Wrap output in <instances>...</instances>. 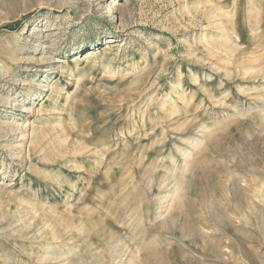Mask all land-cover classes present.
Listing matches in <instances>:
<instances>
[{
	"label": "rangeland",
	"instance_id": "374dc122",
	"mask_svg": "<svg viewBox=\"0 0 264 264\" xmlns=\"http://www.w3.org/2000/svg\"><path fill=\"white\" fill-rule=\"evenodd\" d=\"M0 264H264V0H0Z\"/></svg>",
	"mask_w": 264,
	"mask_h": 264
},
{
	"label": "bare ground",
	"instance_id": "6f19581e",
	"mask_svg": "<svg viewBox=\"0 0 264 264\" xmlns=\"http://www.w3.org/2000/svg\"><path fill=\"white\" fill-rule=\"evenodd\" d=\"M93 54H94V52H92V51H87V52H86V56H85L84 58L89 57V56H91V55H93Z\"/></svg>",
	"mask_w": 264,
	"mask_h": 264
}]
</instances>
